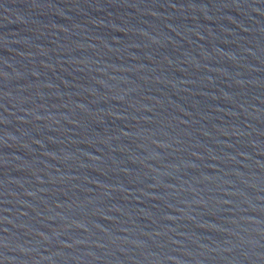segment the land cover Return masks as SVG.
Segmentation results:
<instances>
[{
    "label": "water",
    "instance_id": "1",
    "mask_svg": "<svg viewBox=\"0 0 264 264\" xmlns=\"http://www.w3.org/2000/svg\"><path fill=\"white\" fill-rule=\"evenodd\" d=\"M0 264H264V0H0Z\"/></svg>",
    "mask_w": 264,
    "mask_h": 264
}]
</instances>
